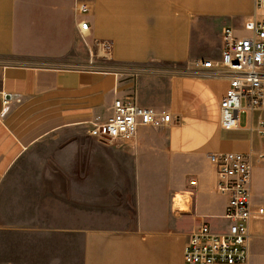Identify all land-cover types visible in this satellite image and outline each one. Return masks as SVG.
Here are the masks:
<instances>
[{"label":"crops","instance_id":"0c3cea01","mask_svg":"<svg viewBox=\"0 0 264 264\" xmlns=\"http://www.w3.org/2000/svg\"><path fill=\"white\" fill-rule=\"evenodd\" d=\"M255 1L0 0V241L19 236L42 264H184L190 233L205 220L215 228L228 202L216 191L209 154L249 152L264 143L247 118L235 129L221 127L229 77L224 68L196 64L220 59L223 29L240 33ZM101 42L111 44L108 57ZM150 64L184 68L133 78L126 67ZM117 98L164 108L178 119L142 128L122 147L90 146L106 152L107 170L119 169L135 184L132 218L115 215L116 223L98 225L82 216L81 196L67 216L44 190L5 207L3 199L17 197L5 191L9 172L29 148L67 133L88 135L90 122L110 116ZM71 147L80 150L78 143ZM251 192L254 203L264 204V164L254 166ZM176 199L189 208L176 207ZM263 228L251 226L249 264Z\"/></svg>","mask_w":264,"mask_h":264},{"label":"built area","instance_id":"2783aa9c","mask_svg":"<svg viewBox=\"0 0 264 264\" xmlns=\"http://www.w3.org/2000/svg\"><path fill=\"white\" fill-rule=\"evenodd\" d=\"M87 10L85 5L80 6V11ZM88 27V22L83 20L80 24L83 34ZM241 32L225 27L220 59L197 60L196 64L224 68V74L229 77V88L219 103L221 127L237 128L244 112L250 131L264 140V0L255 1V13L245 20ZM99 50L108 57L111 44L101 42ZM138 67L128 73L136 77L141 73H159ZM112 110L106 119L98 116L91 121L87 134L116 147L134 142L142 128H163L178 120L168 110L141 105L134 98L115 99ZM254 112L258 113L255 121L251 118ZM208 158L216 170V191L228 197L222 215L227 225L213 228L205 220L195 228L185 245L184 264H249L251 226L264 225V204L254 203L251 192L254 166L264 161V143L249 152H216Z\"/></svg>","mask_w":264,"mask_h":264},{"label":"rangeland","instance_id":"374dc122","mask_svg":"<svg viewBox=\"0 0 264 264\" xmlns=\"http://www.w3.org/2000/svg\"><path fill=\"white\" fill-rule=\"evenodd\" d=\"M85 41L86 39L82 37L84 44H86ZM126 67L134 71L139 69L138 66L133 65ZM145 67L159 72L154 75L165 77L168 75L167 72L182 71L184 64H150ZM151 74L141 73L138 77L151 76ZM131 77L137 78L133 75ZM246 118L247 114L241 113L242 123L246 122ZM74 143H78L80 150L71 147ZM96 143L100 142L88 137L86 132L80 131V133L54 136L29 148V151L9 172L5 191L6 194L17 197L3 199L6 203L5 207L8 203L30 202L26 197L28 191L44 190V192H50V202L63 209L67 216L73 215L74 204L78 200L75 198L81 196L82 216L92 218L98 225L116 223L113 217L115 215L118 216L117 218H121L122 215L132 218L135 205L131 195L135 184L128 182L127 175L118 172L119 169L107 170L105 163L102 162L106 152L96 151L90 147ZM115 158L113 163L121 165V159ZM256 164L263 165L264 161ZM182 204L184 209L189 208L183 201ZM18 214L25 215L24 210H19L16 215ZM173 218V220L176 219L174 214ZM226 225V220L219 219L214 226L220 229ZM261 236H263L262 240L255 243L253 247L252 264H264V228ZM25 247V243L19 236L1 240L0 264H42L35 255L27 253Z\"/></svg>","mask_w":264,"mask_h":264},{"label":"bare ground","instance_id":"6f19581e","mask_svg":"<svg viewBox=\"0 0 264 264\" xmlns=\"http://www.w3.org/2000/svg\"><path fill=\"white\" fill-rule=\"evenodd\" d=\"M175 202H176L175 203L176 207L181 208L182 210L184 209L183 206H182L183 205L182 204V199H178V200L176 199Z\"/></svg>","mask_w":264,"mask_h":264}]
</instances>
